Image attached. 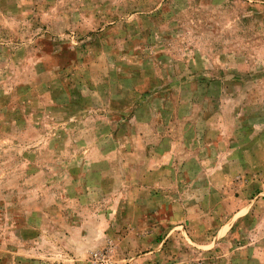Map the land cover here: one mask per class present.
<instances>
[{
	"label": "rangeland",
	"instance_id": "rangeland-1",
	"mask_svg": "<svg viewBox=\"0 0 264 264\" xmlns=\"http://www.w3.org/2000/svg\"><path fill=\"white\" fill-rule=\"evenodd\" d=\"M0 264H264V0H0Z\"/></svg>",
	"mask_w": 264,
	"mask_h": 264
}]
</instances>
